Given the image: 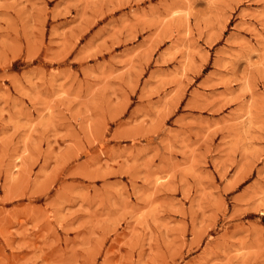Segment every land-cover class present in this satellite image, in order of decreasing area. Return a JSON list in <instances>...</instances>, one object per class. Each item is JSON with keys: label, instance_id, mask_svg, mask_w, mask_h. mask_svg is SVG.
<instances>
[{"label": "rangeland", "instance_id": "374dc122", "mask_svg": "<svg viewBox=\"0 0 264 264\" xmlns=\"http://www.w3.org/2000/svg\"><path fill=\"white\" fill-rule=\"evenodd\" d=\"M0 264H264V0H0Z\"/></svg>", "mask_w": 264, "mask_h": 264}]
</instances>
